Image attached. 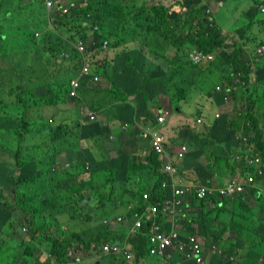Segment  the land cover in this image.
<instances>
[{"label":"trees","instance_id":"obj_1","mask_svg":"<svg viewBox=\"0 0 264 264\" xmlns=\"http://www.w3.org/2000/svg\"><path fill=\"white\" fill-rule=\"evenodd\" d=\"M178 1L184 5L181 6L182 10L171 13L172 6L167 7L163 2L156 0H69L68 4L75 2L72 4L77 7L69 13H62L56 8L54 13L50 14L51 21L45 8V0H0V74L6 77L0 78V182L3 181L1 175L5 174L6 180L3 182L7 186L11 184V195L7 197L3 194V200L0 199V251L4 249L1 246L7 241L5 249L16 256L12 261L14 264H42L40 256L43 254L49 257L44 264H51V261H54V264H76L80 261V256L73 258L70 263L71 257L67 253L69 249L85 255H90L91 252L97 254L104 242L124 240L121 236L117 238L114 224L99 222L98 216L114 220L121 214L112 216L111 210L127 203L126 210L132 211H128V215L123 214L124 223L132 226L133 220L139 217L136 211L146 212L152 205L163 204L167 198L166 191L170 183L160 172L161 162L158 155L152 152L149 156L133 155L131 158L128 152L121 151L125 147H120L115 157L109 156L104 141L106 137L109 138L106 132L110 133V128L105 127V131L100 135L85 139L80 133L86 125L82 119L73 125L67 122L55 124L54 120L50 122L49 119H44V122L37 123L40 127L34 130L31 122L26 120L28 110L35 106H54L60 104L63 99L69 100L73 90L71 82L81 66V55L69 43L77 38L85 41L88 63L93 65H97L98 59H103V54L108 51L111 43L118 49L129 46L131 42L130 48L135 50V45L138 44L141 48L139 51H147V58L151 59L152 56L158 57L150 50L158 43L156 50L164 60L155 68L154 60L144 59L148 65L154 61V65L150 66L148 74L141 77V82H149L150 77L158 76L157 69H164L166 77L158 84H164L171 106L179 109L180 104L187 102L192 94L207 95L216 106H220L222 93L216 89L217 85H222L225 90L232 89L236 84V74L241 72L245 82L244 89L236 93L233 89L230 92L231 97L234 94L233 113L236 117L229 116L231 120H228L227 127L235 132L241 131L250 138L251 146L243 148L245 151L242 155L247 154L248 149L251 156H259L264 160V97L262 101L259 99L260 88L264 90V65L261 59L255 60L257 47L264 45V31H250L256 12L250 10L245 14L251 22L246 26L249 35L243 37L241 44H234L233 52L228 53L226 50L230 46L226 41L227 37L218 31L215 23L203 17L208 5L204 3L195 6L193 0ZM242 1L244 4L247 0ZM195 21H198L197 25H194ZM95 26L97 30L93 32ZM237 33L242 31L238 30ZM104 42H108L106 48L103 47ZM248 46L255 48L250 50ZM31 48H34L32 53ZM170 48L175 51L172 58L166 56ZM22 49L26 50L23 52ZM193 49L216 53V61H222L226 73L219 75L210 71L211 66L205 68L194 65L190 60ZM66 53L70 59H60V56ZM104 62L105 60L102 63ZM253 64L256 66L257 78L252 83L250 79ZM132 65L136 66L133 63ZM132 65L128 68L137 71ZM214 77L219 78L215 83ZM13 86L19 90L30 87V98L26 100L25 96L11 89ZM31 87L39 90L46 88V93L38 97L35 89L31 90ZM135 91L138 90L126 93L119 89L123 96L117 93L119 100L115 101H120L118 105H125L130 96L138 93ZM139 93L146 101L150 100L144 87H141ZM13 95L15 101L8 102V97ZM75 100L86 117L90 114L89 111L96 113L106 105L99 107L97 103H87L88 110V107L83 105L85 100L79 97V92ZM116 119L120 124L113 132L114 135H119V140L122 141L124 134L129 132L123 129L124 123L129 119L122 113L117 115ZM131 127L133 134H136L137 128L134 125ZM252 133H255L253 139L250 137ZM84 141L88 145H85ZM33 149L37 151L32 152ZM68 150L82 157L78 156L69 167L64 168L57 156ZM212 159L211 163L226 162V165L232 168V175L237 172L234 169L237 163L231 165L227 161L228 157L214 154ZM245 167L246 173H242L249 183L251 182L248 177L255 174L256 180L252 183L264 184V172L259 175L255 164H246ZM213 170L209 171L208 177L214 178L216 171ZM146 176L150 177V184L142 187L141 182ZM254 185H250L253 188L249 186L252 190L250 193L256 199L262 200L258 197L259 190ZM147 189L150 197L148 195L146 198ZM245 194L235 196L234 199H225V206L215 210V216L212 215L213 211H207L204 224L201 223V218H195L189 225L199 223L198 233L209 237L208 246L210 242L218 243L220 239L222 241L227 232H230L228 241L236 235L241 240H248L252 248L264 244V228L258 229L252 222L256 212L251 216L245 213V210L249 213L252 210L249 208L250 198L245 201ZM104 197L107 198L103 199ZM215 200L213 199L214 202ZM134 202L137 203L133 204ZM229 203L235 206L231 208ZM204 205L201 201L198 208L202 213ZM241 209L238 214L237 211ZM225 213L233 214L230 224L236 223V218L238 224L231 228L226 226L225 230H214L215 235H218L216 241H212V236H209L213 230L212 226L217 224ZM63 216L68 218L67 224L61 222ZM158 218V221H161L160 217ZM17 222V227L27 226V234L30 237L28 246L23 250V245L20 244L14 249L8 247L9 239H24L19 233L21 229L15 226ZM73 223L75 228L69 227V224ZM244 223L246 224L242 225ZM5 227L9 230L14 228L12 234L7 236L8 230L4 232L1 229ZM191 229L189 233L193 234L192 226ZM148 231L149 226L145 225L140 233L130 239L134 247L132 264H140L139 260L148 251V236L145 235ZM185 231L183 230V233ZM248 233L250 235L245 237ZM255 236L259 241L253 245ZM232 250L231 246L225 251L230 254ZM101 259L99 257L100 261ZM117 260L118 264H124L121 257Z\"/></svg>","mask_w":264,"mask_h":264},{"label":"crops","instance_id":"obj_2","mask_svg":"<svg viewBox=\"0 0 264 264\" xmlns=\"http://www.w3.org/2000/svg\"><path fill=\"white\" fill-rule=\"evenodd\" d=\"M260 21H262V19H260ZM256 28V32H258L260 30L261 27H259V24L255 25ZM252 31H254V27H252ZM251 35H253V33H251ZM258 42V41H257ZM256 42V43H257ZM126 48V47H125ZM124 47H119L118 49H125ZM247 48V47H246ZM248 48H250V50H253L255 47L254 46H248ZM139 51V50H138ZM141 52V51H139ZM252 52V51H251ZM172 52H169L166 54V56H171ZM143 56H145V58L147 57V51H145V53L141 52V53H137L135 54L134 59H142ZM170 58V57H169ZM259 59H263L264 57H261ZM103 60H105L104 64L102 63ZM109 61H116L115 58L111 57L109 52L107 51L106 53L103 54V59H98L97 60V65H94V70L97 72V69H111L110 65H109ZM120 65L121 67L119 69H121V71H123L124 67H125V71H126V77H127V83H125V85H122L120 83H117V85L120 87V89L122 87L125 88V90L122 88V90L124 92H128V93H133V90H138L135 92H138L136 95L134 96H130L129 100H127L128 102L125 103V105L122 106H117L115 105V101L114 98H117V94L114 93L113 89L111 87V84H109L103 77H101L100 74L97 73V75L99 77H101L100 82H102L103 84L100 85V87H96L95 83L90 80V78H86V81L83 84V88L84 91L81 95L82 98H88L89 92L93 93L94 98L92 100H88L84 102L83 105H85L86 107L89 108V106L87 105V103H89L90 105H94V104H99V107L102 104H106L109 103V100L111 99L113 102L108 106L106 105L104 108L100 109V111L98 112V120L97 121H90L88 120V118L86 117L85 122L87 125H85L81 130V136L83 138H91L92 136L95 135H99L101 134L103 131H105V127L110 128L112 131H114V128L116 126H118L120 123L119 121L116 119V115H121V113L123 115H125L129 121L127 123H124V128L128 129L127 126H132L134 125V127L137 128L136 130V134H133V129L132 127L128 129V134H124L122 141L119 140V135H114V133L112 135H110V137L108 139L105 138V145L106 142H108L109 144H111V148L114 151L113 152V157H115L117 155V152L119 150L120 147H125L123 150L121 151H126L129 153V156L131 158H133V155H136V157L139 156H144L145 152L149 151V143H147V140H145L144 138L141 137V132L143 130V128H145L147 126V124H149L151 121L156 120V114L161 113L163 110L168 109L171 111L170 116L167 118L166 123L164 124L163 128H164V133L167 137V143H166V148L167 151L170 155H173L175 150H177L181 145H186L188 147V156L186 157L187 159L184 161H179L177 159L175 160V163L177 164L179 170H181V173L185 174L186 176H192V173L196 171V176H193L197 179V181H199V177L203 178L206 177L209 179L213 180V183H217V185H224L227 181H229L231 179V177H241L243 179V173L245 172V165L246 164H255V167H257V163H255V158H260L261 162L263 163L264 160L259 157V156H251V153L249 152V150L247 149V154L242 155V157H236V159L233 157V152L232 150L235 149H231L228 150L230 148H236L234 147L236 145V140L232 139L230 137V135H228V131L226 130V124L228 122L229 116H232L230 114V111L232 110V106L233 103H235V101H233V99H229L230 102L227 101L226 99V94H225V89H221V93L222 96L219 99V102L221 103L220 106H216L211 97H207L206 96H202V94H200V96H195V94H192L191 97L189 98V100L187 102L181 103L180 104V110H172L169 108V106H171L170 101H169V97L166 93L164 84H150L149 82L145 83V82H141V76L139 75V71L137 68V71L135 70H130L128 68V66H125L124 63H122L120 60ZM152 64V63H150ZM100 66H102L100 68ZM202 66H205V68L211 66V72H214L216 74L222 73L225 74V67L222 63V61H216L214 59V61H205L202 63ZM255 65L252 68V76H251V82H255L256 78H257V70L255 69ZM97 68V69H95ZM148 70V68H144L141 72L144 73ZM133 80V83H130V81ZM99 83V82H98ZM219 86V85H217ZM141 87L144 88H149V90L151 91L152 95H149L150 100L146 101L145 98H143L142 94L139 93V90L141 89ZM217 89V87H216ZM99 91H102V93H105L104 96H102L101 98H97L96 94L97 92L99 93ZM113 92V96L110 94V92ZM80 97V98H81ZM118 99V98H117ZM74 101V100H72ZM74 103H77L74 101ZM73 103V104H74ZM77 107L80 108V106L77 104ZM196 108V114L193 115V112H191V109ZM199 111L201 113H199ZM59 120L58 122H70L71 120L69 119V117L67 116V111L64 108H60L59 109ZM220 114L219 118H217L216 116ZM110 116H113V118H111ZM194 116H196L194 118ZM233 117V116H232ZM131 118H133L132 120L134 121V123H132L133 121L131 120ZM198 118H202V124L197 123V119ZM263 121V120H262ZM139 128V129H138ZM105 133V132H104ZM107 136L109 135V132H106ZM251 136L253 138H255V134L252 133ZM138 137L139 140L136 138ZM84 139V140H85ZM119 142L124 143L123 145H121ZM85 145H88L86 143V141H84ZM83 144V145H84ZM107 146V145H106ZM245 151V149H242L241 153L243 154V152ZM214 152V153H212ZM216 156H227L229 157V163L231 165H236L237 166L234 168L235 170H237V172L235 174H231L230 172H228L227 174L225 173H219L216 171V168L220 165L218 163L215 162H210L213 159V155ZM239 161V162H237ZM227 166V165H225ZM228 167V166H227ZM204 168H208L207 170H204ZM229 169H232L230 167H228ZM214 169L213 171H216L214 178H210L208 177L209 175V171ZM256 170L259 173V169L256 168ZM3 172V170L1 171ZM161 172V169H160ZM1 174V173H0ZM146 174V173H145ZM5 174L1 175V178H3V181L6 180V178L4 177ZM224 177V181L223 182H219L220 179ZM150 177L146 176V178L144 179V181H142V187L143 186H148L150 184ZM1 181L0 184L2 185H6L5 182ZM168 187V185H167ZM8 195L5 196H9L11 195V191L10 188L7 190ZM166 196L167 199H170L173 197V187H169L166 191ZM149 195L150 197V192L147 189V191L145 192V195ZM249 208L251 210V213L247 212V210H245L248 216H251L252 213L256 212V215L258 217V223L253 222L254 225L256 224L258 226V229L264 228V200H262L263 202H259L258 200H256V197L253 196L252 194H245V201H247V199H249ZM262 199V198H261ZM147 200V199H145ZM185 204L183 206L185 212L189 215L188 218L183 219V218H179L177 220V230L181 233L182 236H184V238L186 239L190 234L189 233L192 229H194V233L196 231H199L200 229V225L199 223H193L192 225H189V223L191 221H193V219L195 218H201L202 222L204 224V222H206V219L204 218L205 213L207 211H213V210H217V207L214 208H208L205 209V206H203L202 210L204 211L203 213L201 212V209H198L200 206V202L199 200H194L193 197L188 196L185 200H184ZM137 202H134L133 204H136ZM206 203V202H204ZM225 202L222 203L220 202V206L223 205L225 206ZM229 205L232 207L235 206V204H231L229 203ZM154 206V205H152ZM147 207V206H146ZM133 208V206H132ZM129 207V209H132ZM146 209V208H145ZM144 209V210H145ZM149 209V208H148ZM128 211H132V210H126V215H128ZM241 210H238V213H241ZM148 212V211H146ZM141 211L137 212L139 214V216H142L143 213H146ZM234 214V212H233ZM236 214V213H235ZM120 216L123 217V214H121ZM254 216V217H255ZM253 217V219H254ZM235 221V218H233ZM238 218H236V223L238 224ZM161 224L162 227H165V229H169L171 228V223L168 220L167 217H162L161 221L159 222ZM236 223H231L228 228L233 227ZM246 223L242 224L245 225ZM198 225V226H195ZM124 230H126V228L129 230V228L126 226V224H121L120 225ZM130 226V225H128ZM17 227V226H16ZM18 228V227H17ZM188 228V229H187ZM3 231V228H1ZM181 229V230H180ZM9 234H12L11 231L14 230V228H11L10 230L7 229ZM117 230V228H116ZM183 230H186L183 233ZM219 230H223L219 229ZM216 230V231H219ZM212 233L209 236H212L210 238H212V241H216V236L215 235V231L211 230ZM264 231V230H263ZM117 232V231H116ZM117 234L121 237L125 236V241H127V234H120L117 232ZM227 235H224L222 241L221 239L219 240L220 243L219 247L221 248L223 244H228L229 247L232 246V252L229 254L227 251L224 252L223 255H219L214 253L211 248L208 246L209 244V237L205 238L201 235L198 234V236H201L203 238V240L205 241V258H204V263L203 264H234V262H236L237 259H241L245 256L248 255V253H251L252 250L254 248L249 247L248 249H244L243 246H245L246 244L239 238V237H234V238H230V240L228 241L229 237H230V232L226 233ZM6 243L7 241H5L4 246H1L2 248H4L2 251H0V253L3 255L4 252L6 251L5 247H6ZM211 245L213 244H217V243H213L210 242ZM23 245V249H25V247L28 246V244L26 242H23L19 239H16L15 241H13L12 245L8 246L11 249L17 248L18 246ZM8 245H9V241H8ZM228 248V247H227ZM222 249V248H221ZM255 250V249H254ZM7 252V251H6ZM227 252V253H226ZM98 250L97 254H94V252L89 253L90 255H85L84 253H79L77 254V256H80V261H78L76 264H79L81 262H83L84 260L89 261L90 263H95V264H101V261L99 260V257H102V253ZM255 253V252H253ZM11 254V253H10ZM14 255V254H12ZM146 255V254H145ZM173 255V264H196L192 259H190L189 255H184L182 253L181 250L176 249L172 252ZM74 256L76 257V254L74 253ZM255 256L258 258L259 254L255 253ZM6 257V256H5ZM16 256L14 255L12 258H15ZM74 257V258H75ZM232 257V259H231ZM48 260V256L46 254H43L42 256H40V262L42 264H44L45 262H47ZM73 259L71 258V260L69 261L70 263H72ZM140 264H161L159 262V260L156 259H150L147 257H143L139 260ZM119 261L117 259L110 261L109 264H118ZM132 263V262H131ZM51 264H54V261H51ZM261 264H264V260L262 261Z\"/></svg>","mask_w":264,"mask_h":264},{"label":"clouds","instance_id":"obj_3","mask_svg":"<svg viewBox=\"0 0 264 264\" xmlns=\"http://www.w3.org/2000/svg\"><path fill=\"white\" fill-rule=\"evenodd\" d=\"M68 1L69 0H45V8H46V11L47 13L49 14V17L51 18L50 14H53L54 13V10L57 8L59 11H61L62 13H69L70 11H73L75 7H77V5L75 4H72V3H75V2H71L68 4ZM152 1H155V0H152ZM156 1H160V2H163V4L167 7H171L172 6V9H171V13H174V11L178 12V10H182L181 6L183 5L182 3H180L178 0H156ZM194 1V4L195 6H201L203 5L204 3L208 5V8L206 10V14H203V17L210 21L211 23H215L216 24V28L218 29V31H221L222 32V35L227 37L226 38V41L228 43V45L230 46L226 52L228 53H232L234 48H232V46L236 43L238 44H241V40L243 39V37L245 35H249L248 32L249 30H247L246 26H248L249 24H251V22H249V19L245 16L246 13H248L250 10L249 9H253L256 11V14H255V22H254V30L256 31V28H255V25L256 24H259V27L260 30L263 29L264 27V0H247L245 2V4L247 5V7H242L241 8V13L239 12V15L241 17L244 18V25H242L241 27L235 29V30H232L230 31L229 29H225L224 27H222L221 25L218 24L217 22V17L218 16H225L226 13L222 12L221 9L224 8L226 6V2L227 0H217L215 2L211 1V0H193ZM202 3V4H201ZM184 6V5H183ZM53 7V8H52ZM52 8V9H51ZM52 10V12H51ZM258 14L261 15V17H258ZM260 19H262V21H260ZM51 21H52V18H51ZM198 24V21H195L194 22V25H197ZM97 30V27L95 26L94 27V31ZM196 31L198 30V28L195 29ZM240 30L242 31V33H237V31ZM252 30V28L250 29V31ZM92 32V33H93ZM91 33V34H92ZM39 36V33L36 34V37ZM71 47L77 51V53H79L81 55L80 57V63H81V66H80V69L78 71V73L74 76L72 82H71V85H72V89L75 90L76 94L75 95H72V92L73 90L71 91L70 93V99L72 100H75V97L77 96V92H79V97L81 95V93L84 91V88H83V84L84 82L86 81V78H90V80H92L94 83H98L100 82V79L101 77H99L97 75L100 74V71L99 69H97V72L94 70V65L92 63H88V58H87V46L85 44V41L82 39V38H77L75 39L74 41H70L69 42ZM80 44H83V46L85 47L84 50H81L80 47L81 45ZM108 45V42H104V45L103 47L106 48V46ZM257 46V45H256ZM168 52V51H167ZM195 53H199L201 54V59L198 61V62H195L193 60V55ZM167 54V53H166ZM216 53H206L205 51L203 50H198V49H193L191 51V54H190V60L193 62L194 65H201L202 66V63L205 62V61H214V59L216 60ZM63 57H67L70 59V56L68 53L66 54H62L60 56V59H62ZM169 57V56H167ZM261 57H264V45H259L257 47V50H256V53H255V60L258 61L259 58ZM255 64L252 65L251 69L254 67ZM87 67L88 68V71L85 72L84 71V68ZM219 75H224L222 73H219ZM251 76H252V72H251ZM77 82L78 83V86L76 88H74L73 86V82ZM235 81H236V84L235 86L230 89V88H227L225 90V94H226V99L228 102H230V98L234 100V94L233 96L231 97L230 95V92L234 89L235 92H238L240 89H244V85H245V82L243 81V74L241 72L237 73L236 74V78H235ZM251 81V79H250ZM109 83V82H108ZM110 84V83H109ZM114 87V84L112 83L111 84V87ZM112 87V88H113ZM145 89V88H144ZM221 89H225L222 87V85H219L217 86V90L218 91H221ZM114 90V89H113ZM113 92L111 91L110 94L113 96L112 94ZM45 93L43 94H40L38 97H42L41 95H44ZM147 98H150L149 95ZM117 98H114V101L116 100ZM119 100V99H117ZM113 101L110 99L109 100V103H106V105H110ZM120 101H115V105L118 103L119 104ZM117 106H122V105H118ZM59 104L57 103V105H54V106H46V105H38L37 107L39 108H49V107H56L58 106ZM105 105V106H106ZM234 105L235 103H233V106H232V110L230 111V114L233 116L232 118L236 117L235 113H233V110H234ZM104 106V107H105ZM170 109L172 110H180L178 107H174V106H169ZM31 110V109H30ZM29 110V111H30ZM89 110V108H88ZM98 112L97 111L96 113L94 112H91L89 111L90 114H88L87 118L88 120L90 121H97L99 116H98ZM171 114V111L168 110V109H165L163 110L161 113L159 114H156V120L155 122L154 121H151L149 124H147V126L145 128H143L142 132H141V137L144 138L145 140H147L149 142V151L148 152H145L144 153V156H149L152 152L157 154L158 157H159V160L161 162V173L166 176V179L168 181V183H170V186L173 187V195H174V186L178 187V188H181L183 191H184V195L182 197L183 199V202L185 200L186 197L188 196H191L193 197L194 200H199V201H203V202H207V201H213V199H218L220 202L224 203L225 202V199H234L235 196H238L240 194H245L246 192L249 193V194H252L250 193V191H252L250 188H253L252 186L254 185V183H249L243 176V179L241 177H232L229 181H227L224 185H217V183H213V180L212 179H203V178H200L199 177V181H197V179L193 176H196V171L192 173V176H186L185 174L181 173V170H179L177 164L175 163V160L174 159H177L179 161H184L186 160L187 158V154L189 152L188 150V147L186 145H181L177 150H175L174 154L173 155H170L167 151V148H166V143H167V137L165 135V133L163 132V126L164 124L166 123V120L167 118L170 116ZM117 116V115H116ZM220 114H218L216 117L219 118ZM161 117H164V120L163 121H160L159 118ZM44 119H49L50 122H52L54 120V123L55 124H58L59 122L57 120H55L54 118H49V117H43ZM59 118V117H58ZM199 120L201 122H199ZM228 120H231V119H228ZM44 122V121H43ZM263 122V121H262ZM197 123L199 124H202V118H198L197 119ZM262 125V124H261ZM128 129L130 128V126H127ZM155 128H161V131L162 132H158V131H154ZM227 128L226 130H229L227 133L228 135H230V137L232 139H235L236 140V145L234 147L236 148H230L228 150H231V149H235V150H232L234 151L233 152V157L236 159V157H242V149L243 148H249L250 145V138L248 136H246L243 132L241 131H234V130H231L227 127V124H226V127ZM123 129L124 126H123ZM128 129H125L128 131ZM232 131V132H231ZM114 132L110 129V133H109V137L110 135H112ZM144 133H151V134H159L161 136H163L164 140H163V143H162V146H163V149H164V152L162 154H159L157 153V151L154 149V146L152 144V137L149 135L148 137H144ZM255 134V133H254ZM100 135V134H99ZM97 136V135H95ZM107 136V134H106ZM250 137L253 139V137L250 135ZM107 139V137H106ZM105 144V142H104ZM182 146H186L187 148V151L185 152V155L183 157H179L177 155V152L182 148ZM213 153V152H212ZM143 156V157H144ZM223 157H227V156H223ZM229 158V157H228ZM256 159L255 158V163H256ZM168 164H171L174 168H175V172L173 174L172 177H170L166 172H165V166L168 165ZM69 167V166H68ZM257 169H261L262 170V174L264 172V162L262 163L261 162V159H260V162L257 163ZM208 171V170H207ZM259 174V173H258ZM262 174H259V175H262ZM253 176L256 180V175L255 174H252L250 175L249 177ZM248 177V179H249ZM233 180H236L238 183H240L242 186H243V191L242 192H238L236 194H234L233 196H224L223 194H221V190L226 188V186H228V184H230ZM167 183V184H168ZM252 185V186H250ZM203 186H208L210 187L211 189H213V192L211 194H208V196L205 198V199H200L198 196H197V192L196 190L203 187ZM250 186V188H249ZM258 190H259V198H262V200H264V184H259V185H254ZM258 200V199H256ZM262 200H258L259 202H263ZM185 204V202H184ZM183 204V206H184ZM223 205L219 206L222 208ZM218 207V208H219ZM184 209V208H183ZM149 213V212H147ZM238 213V211H237ZM145 214L146 213H143L142 216H139V217H136L134 220H133V223H132V226H128L126 225L129 230H130V234L127 235V241H125V238H123L124 240L123 241H120V242H104L103 244H101V246L99 247V250L102 254H105L107 255L104 251H103V245L105 243H111V244H118L120 246H124L127 248V250L132 254V256L134 257V251H133V245L131 244L130 242V239L134 238L138 233H140V231L142 230V228L145 226V225H148L149 226V231L148 233H145V235L148 236V244H149V247H148V251L146 253V255H144L143 257H147V258H150L152 259L153 257H157L159 262L161 263L160 261V258H161V255L160 253L157 251L155 253L152 252V249L154 248V245H151L150 244V241H149V235H150V231H151V226H152V222L150 221H147L145 219ZM159 215V214H158ZM189 215L187 214L186 217H184L183 219H186L188 218ZM119 218L122 219V221L119 220ZM141 219L142 220V227H140L141 229L140 230H137L136 233H132L131 230L132 228L135 226V223L137 220ZM124 220L125 218L122 217V216H118L116 219L114 220H109V219H104L102 221V223L104 224H114L115 226V229L117 228V224L121 225V224H125L124 223ZM254 222V221H252ZM20 228V225L18 226ZM20 235H21V238H24L23 239V242H26L27 244L30 242V237L29 235L27 234L28 232V228L27 226H24V227H21L20 228ZM165 229V228H164ZM166 230V229H165ZM7 233V236H8V232ZM198 231H196L195 233L193 234H190L186 239L184 238V236L181 235V240H184V241H189V239L191 238H196V240H198V242L200 243L201 245V248H202V251H203V260L205 258V241L203 240V238L201 236H198ZM26 237V238H25ZM120 237L118 234H117V238ZM19 238V237H18ZM207 238V237H205ZM209 247L211 248V250L214 252V248H216L215 244L213 245H209ZM254 248V247H253ZM261 248H264V244L261 245ZM175 250V248H169L165 251V253H170L172 255V252ZM68 255L73 259L75 256H74V253L76 254V257H77V254H79L78 252H76V250L74 249H69L68 250ZM182 253L184 255H188V250L186 252H183ZM88 254V253H87ZM163 254H164V251H163ZM224 254V253H223ZM222 253L219 254V255H223ZM112 255H120V257L124 260V264H126L127 262H129L130 264H132V259L133 257L128 261L126 260V257L123 255V254H112ZM48 256V255H47ZM75 257V258H76ZM142 257V258H143ZM261 256L259 255V257L257 258L260 262H262L264 259H261L260 258ZM49 258V257H48ZM190 259L192 258V256L189 257ZM232 259V257H231ZM71 260V259H70ZM193 260V259H192ZM239 259L236 260V262H234V264H236L238 262ZM195 262V260H193ZM196 263V262H195ZM204 263V261H203ZM202 263V264H203ZM162 264V263H161ZM172 264H173V255H172ZM197 264V263H196Z\"/></svg>","mask_w":264,"mask_h":264},{"label":"rangeland","instance_id":"obj_4","mask_svg":"<svg viewBox=\"0 0 264 264\" xmlns=\"http://www.w3.org/2000/svg\"><path fill=\"white\" fill-rule=\"evenodd\" d=\"M213 2L217 1V0H211ZM242 7H247V5L244 3L243 4V1L242 0H227L226 2V6L224 8L221 9L222 12L226 13L225 16H218L217 17V22L219 25H221L222 27H224L225 29H229L230 31L232 30H235L239 27H241L242 25H244L245 21H244V18L241 17L239 15V12L241 13V8ZM53 8V7H52ZM51 8V9H52ZM251 11H254V8L252 9H249ZM52 12V10H51ZM258 17H261L260 14H258ZM264 31V29H262ZM131 44V42H130ZM130 44L129 46H126L125 49H117L115 47H113L112 43L111 45L109 46L108 48V52L110 54L111 57L115 58L116 61H109V65L111 67L110 70L108 71H105L103 69H100V75L101 77H103L107 82H110V84H114L115 88H114V93L115 94H119L121 97L123 95H121V93L119 92V89L120 87L117 85V83H120L122 85H125V83H127V77H126V71H125V67L123 69V71H121V69H119L121 67L120 65V62L119 60L125 64V66H131L132 63L135 64L136 66L132 65L133 67H137L138 68V71H139V75L141 77H144L146 74H148V71L150 69V66H153L154 65V61H155V68H157L158 64L163 62V58H162V55L160 54V52H158L156 50V47H158V43L157 45L155 46H152L151 48L153 49H150L151 51H153L154 53L157 54V58L152 56V59L151 58H145V56H143L142 59H134L135 57V54L137 53H141L139 52L138 50H141V48L139 47L138 44L135 45L136 47V50L135 48H130ZM26 49H22V51L24 52ZM31 53L32 51L34 50V48H31ZM169 52H172L171 56H169L170 58H172L174 55H175V51L173 48H170L168 50L167 53ZM31 53L29 56H31ZM144 59H147L148 61L150 60H154L152 61V64L151 65H148V62L144 61ZM262 60V64L264 65V62H263V59ZM48 61V60H47ZM136 62V63H135ZM102 66H100L101 68ZM144 68H148V70L142 75L141 72ZM158 70V76L155 77V78H152L150 77L149 78V83L150 84H155L163 79H165L166 77V71L164 69H157ZM0 78L1 79H6L5 76L1 75L0 74ZM219 78H216L214 77L213 79V83H215ZM130 83H133V80L130 81ZM220 83V82H218ZM103 83L102 82H99V83H95V86L96 87H100V85H102ZM12 90H15L18 94H22L23 96L26 97V100H28L30 98L29 96V89L30 87H26L25 90H19L16 88V86H13V88H11ZM32 89H35V93L37 96H39L40 94H43V93H46V88H42V89H38L36 87H31V90ZM122 90V88H121ZM145 92L149 95H152L151 94V91L149 90V88H145ZM83 93V92H82ZM81 93V95H82ZM80 95V97H81ZM105 93H102V91H99V93L97 92L96 94V97L97 98H101L102 96H104ZM264 97V90L260 88V101H262ZM82 98V97H81ZM94 98V95L93 93H90L89 92V95H88V98H83L84 100L88 101V100H92ZM10 100H12L13 102L15 101V96H10L8 97L7 101L9 102ZM76 102V100H74ZM74 101H72V99L69 98V100L65 101V99L61 100V103L56 106V107H49V108H39L37 106H35L34 108H32L30 111L28 110V113H27V116H26V120H28L29 122H31L32 124V129H37L40 127V124H37L38 122L42 123L44 121V118L43 117H49V118H54L55 120H59V116H60V113H59V109L60 108H64L66 109L67 111V116L69 117V119L71 120V123L70 122H67L69 123L70 125H73L75 124L78 120H85L86 119V115L83 114L82 111H80V108L77 107V103H74ZM74 103V104H73ZM261 110H259V113L261 114ZM191 112H193V115L196 114V108L194 109H191ZM111 118H113V116H110ZM196 116H194L195 118ZM87 125V124H86ZM154 131H158V132H162L161 131V128H155ZM163 132H164V128H163ZM147 143H149L147 141ZM107 145V146H106ZM106 148L108 150V154L109 156L113 157V150L111 148V144H109L108 142H106ZM37 150H32V152H35ZM99 154H103V152H99ZM78 156L82 157V155H77L76 152L72 151V150H68L64 153H61L59 156H57V159L58 160H61L62 162V167L66 168L68 167L71 162L76 159ZM13 161V159H11ZM2 161H0L1 163ZM220 164L217 168H216V171L219 172V173H225L227 174L228 172H231L232 169H229L226 165V162H222V163H218ZM85 174V173H84ZM85 176V175H83ZM232 178V177H231ZM224 177H222L220 179V183L224 181ZM8 182H10V180H7ZM137 186H140V185H137ZM11 187V184L10 185H2L0 184V199L3 200V197L2 195L5 194V195H8V192L7 190ZM11 191V190H10ZM107 197H104L103 199H106ZM205 209H208V208H214V207H219L220 206V201L217 199L215 200V202L213 203L212 201H207L205 203ZM126 209H127V203H124L123 205L119 206L117 209H112L111 210V215L114 216L115 214H126ZM215 210H213V213L212 215L215 216L214 213ZM224 212V211H223ZM247 213V212H245ZM239 214V213H238ZM222 215V214H221ZM158 217H160V219H162V215H155L154 216V220L158 221ZM233 217V214H228V213H225L221 216V219L218 220V223L213 225L212 229L213 230H219V229H222L225 230V227L226 226H229L230 225V222H231V219ZM110 218V217H109ZM98 219H99V222H102L105 217H102V216H98ZM254 222L258 223V217L255 216L254 217ZM61 222L62 223H65L67 224L69 222L68 218L66 216H63L62 219H61ZM160 222V221H158ZM97 222H95L96 224ZM18 224L15 223V226ZM195 226H198V225H195ZM69 227L71 228H75V224H69ZM141 228H137V230H140ZM7 229L6 227L3 229V231L5 232ZM118 233L120 234H125V233H128L127 235L130 234V230H128L126 228V230H124L119 224H117V230H116ZM227 235V234H225ZM250 235V233L246 234L245 237H248ZM243 235H241L242 237ZM124 238L126 237L123 236ZM234 237H236V235H234ZM26 238V237H25ZM121 240H116V243L117 242H120ZM246 245L243 246V248L245 249H248L250 246H249V242L248 240L244 241L242 240ZM259 241V238L257 236L254 237V241H253V245L257 244V242ZM13 243V240L12 239H9V245H12ZM220 243V242H218ZM215 244L216 248H214V253L216 254H223L225 252V250L227 249L228 244H223V245H220L222 246L221 248L219 247V244ZM255 249V250H254ZM252 250L251 253H248L247 256L241 258L238 260V262L236 264H261L262 262H260L257 257L255 256V253L259 254L261 257V259H264V248H261V245L258 244V246H256ZM11 252H13V250H11ZM255 252V253H253ZM6 256V257H5ZM14 255L10 254L9 252H4V254L0 257V264H14L12 261H13V257ZM101 264H109L110 261L112 260H115V259H118L120 258V255H115V256H109V255H105L103 254L102 257H101ZM152 259H156L158 260V258L155 256L153 257ZM79 264H95V263H90L89 261H86L84 260L83 262L79 263Z\"/></svg>","mask_w":264,"mask_h":264},{"label":"built area","instance_id":"obj_5","mask_svg":"<svg viewBox=\"0 0 264 264\" xmlns=\"http://www.w3.org/2000/svg\"><path fill=\"white\" fill-rule=\"evenodd\" d=\"M81 50H84L85 47L83 44H80ZM193 60L195 62H198L201 59V54L195 53L193 56ZM84 71L87 72L88 68L85 67ZM74 88L78 86L77 82H73ZM76 92L73 90L72 95H75ZM160 121L164 120V117L159 118ZM199 122H201L199 120ZM152 137V144L154 146V149L157 151V153L162 154L164 152L162 143H163V136L159 134H151V133H144V137L148 136ZM187 151L186 146H182V148L177 152V155L179 157H183L185 155V152ZM260 162V158L256 159V163ZM165 172L172 177L174 172L176 171L175 168L168 164L165 166ZM259 174H262V170L259 169ZM251 183L254 182L255 178L253 176L249 177L248 179ZM243 186L238 183L236 180H233L226 188L221 190V194L224 196H233L234 194L238 192L243 191ZM197 196L200 199H205L208 194H211L213 192V189H211L208 186H203L196 190ZM184 191L181 188H178L174 186V195L172 198L164 200L163 206L160 204H155L154 206H151L148 209V212L145 214V219L147 221L152 222L151 231L149 235V241L151 245H154V248L152 249V252H159L161 255L160 261L162 264H172V255L170 253H165V251L169 248H176L183 252H186L188 250V255L192 256L191 259L195 260L197 264L203 263V251L201 248L200 243L196 238H191L189 241L181 240L180 232L177 230V220L179 218H184L187 216V213L183 209V195ZM147 194L145 197L147 198ZM162 215L164 217H167L168 220L171 223V228L164 229L161 224L154 220L155 215ZM120 221H122L121 218H119ZM142 227V220L139 219L136 221L135 226L132 228L131 232L134 234L137 232V228ZM103 251L106 254H123L126 257V260H130L133 256L132 254L127 250L126 247L120 246L118 244H111V243H105L103 245ZM164 251V254H163ZM126 264H130L127 262Z\"/></svg>","mask_w":264,"mask_h":264}]
</instances>
